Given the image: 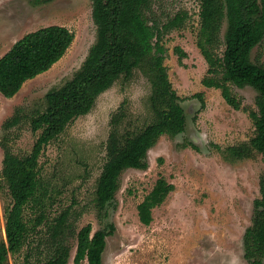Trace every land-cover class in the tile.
<instances>
[{
  "label": "rangeland",
  "instance_id": "1",
  "mask_svg": "<svg viewBox=\"0 0 264 264\" xmlns=\"http://www.w3.org/2000/svg\"><path fill=\"white\" fill-rule=\"evenodd\" d=\"M154 8L162 18L179 9L189 14L180 29L162 40L166 50L163 63L181 98L184 131L160 135L147 151V167L124 170L113 199L100 211L95 205V188L105 161L111 113L125 101L127 117L122 131H137L150 120V84L142 70L136 69L129 79L119 78L96 98L90 112L75 118L41 153V178L52 196L48 214L53 217L71 207L78 214L76 229L89 223L93 233L112 226L105 238L102 264H248L243 235L251 224L254 201L260 197L264 162L256 151L248 158L231 159L225 149L253 137L248 112L256 110V92L249 85L230 82L232 94L241 101V109H235L220 89L203 85L207 64L195 44L199 0H154ZM49 25H63L74 33L70 47L47 71L25 81L12 97L0 94V139L8 132L16 134L12 147L18 154L29 152L39 133H33L25 122L6 131L5 120L17 107L28 112L44 109L45 94L61 88L80 68L95 39V25L91 0H0V57L24 34ZM225 32L226 22L222 37ZM176 46L186 56L179 59ZM223 48L221 45L219 54ZM248 57L251 62L258 57L264 63V31ZM1 159L0 148V169ZM159 178L172 189L152 208V220L144 225L137 205ZM17 187V181L8 184L7 198L0 189L2 239L4 203ZM25 215L34 217L28 209ZM71 243L74 247L67 264H73L75 238ZM24 253L25 248L13 257L9 254L5 264H27ZM81 264H87L86 260Z\"/></svg>",
  "mask_w": 264,
  "mask_h": 264
},
{
  "label": "trees",
  "instance_id": "2",
  "mask_svg": "<svg viewBox=\"0 0 264 264\" xmlns=\"http://www.w3.org/2000/svg\"><path fill=\"white\" fill-rule=\"evenodd\" d=\"M161 14L154 8V0H91L95 39L80 68L61 88L45 94L43 110L28 112L17 107L5 120L6 131L25 122L39 134L31 150L24 154L13 150L16 134L8 132L0 139V189L6 198L8 184L18 183L11 199L4 203L5 238H0V264H5L9 254L13 257L24 248L27 264H67L73 238V264L84 260L87 264H102L105 238L112 226L93 233L89 223L76 229L78 214L71 207L50 217L52 196L42 181L38 160L46 145L75 118L90 112L101 93L119 78L129 79L136 69L142 70L150 84V120L137 131H122L121 124L127 117L125 101L111 113L105 161L95 188L96 207L103 211L113 199L124 170L147 167V151L160 135L184 131L181 98L172 88L163 63L166 50L162 40L170 31L180 29L189 14L185 9L165 14L164 18ZM224 22L226 32L222 37ZM263 31L264 0H199L195 44L207 64L203 85L220 89L235 109H241V101L232 94L230 82L249 85L256 92V110L248 112L254 135L249 141L226 147L227 158L244 159L256 151L264 162V63L258 57L251 62L248 57ZM73 39L74 33L63 25L40 27L18 38L0 57V94L12 97L25 81L47 71L65 54ZM221 45L224 48L219 54ZM174 52L179 59L186 56L179 46L174 47ZM171 189L164 178L155 182L137 205L142 224H150L152 208L162 203ZM259 192L251 224L243 235L248 264H264V175ZM27 209L34 217L25 215Z\"/></svg>",
  "mask_w": 264,
  "mask_h": 264
}]
</instances>
